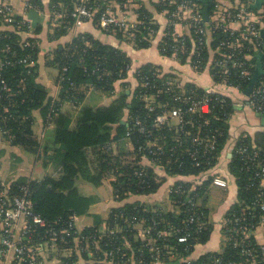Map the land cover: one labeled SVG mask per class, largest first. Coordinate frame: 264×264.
Segmentation results:
<instances>
[{
  "label": "trees",
  "instance_id": "trees-1",
  "mask_svg": "<svg viewBox=\"0 0 264 264\" xmlns=\"http://www.w3.org/2000/svg\"><path fill=\"white\" fill-rule=\"evenodd\" d=\"M129 1L132 2L128 3L125 12L129 14L136 11L138 18L145 21V28L141 26L136 34L139 30L148 33V28L153 25L148 20L147 10L143 6L132 7L142 0L114 2L124 5ZM156 1L169 10L177 4L170 0ZM190 1L199 7L202 16L206 7L207 19H204L203 25L211 36L204 46L197 48L196 43L190 64L201 72L207 63H211L212 84L216 89L219 88L214 93H206L195 82L181 84L176 73L163 71L160 65L152 62L134 67V58L120 44L103 42L85 31L46 53L45 65L56 70L54 82L60 86L59 98L53 99L34 80L35 62L40 51L37 41L40 37L20 35L21 31H25L24 26L20 30H0V131L11 145L23 149L24 161L18 174L31 175L39 160L44 165L53 163L59 166L57 176L45 175L40 179L21 176L7 186L1 185L0 180V191L4 192L0 200L9 204L14 196H20L27 190L32 212L43 218L49 226L56 230L66 229L69 234L63 238L55 237L30 222L29 233L24 241L29 246L40 247L42 244L43 247L46 242L49 245L53 242L58 252H68L59 256L61 264H150L159 246L163 261L183 264L184 259H193L196 244H206L217 231L207 216L206 206L210 197L209 184L214 175L226 177L224 174H230L237 185L238 202L229 206L227 212L230 215L243 211L242 202L249 201L256 192L252 170L243 168L242 158L234 151L241 144L251 146L255 143L258 147H264V130L255 126L243 132L241 124L234 122V118L242 112L235 107L234 98L241 94L234 92L232 96L220 89L224 86L222 84H233L239 85L241 92L247 88L250 80L241 77L237 68L224 74L217 70L219 68L211 66L219 58L216 51L218 42L234 37L221 31L225 25L217 27L219 21L214 18L217 0ZM29 4L28 10L43 8V0H29ZM49 5L51 9L69 14L73 0H49ZM242 5H247L253 12L255 17L252 20L256 25L264 27V4L260 9H254L248 0H239L229 10L235 14ZM111 10H114V6ZM96 18L95 13L91 19L95 24ZM72 23L68 15L54 19L47 39L53 41L64 37ZM34 30L40 36L42 22ZM103 32L113 35L118 43H123L124 31L103 29ZM191 36L197 38L194 33ZM184 40L182 44L189 51L193 39L186 37ZM171 42L167 37L158 42L160 52L169 54ZM241 42L253 55L252 42L249 39H242ZM132 46L137 50L146 49L152 46V42L136 41ZM163 48L168 52H164ZM187 56L184 54L177 60L185 63ZM25 57L33 61V65L27 66L22 61ZM262 64L264 67V57ZM251 71L254 74L253 66ZM130 74L136 81L133 87L128 80ZM144 78L150 84L155 83V87L140 86ZM166 80L175 82L168 87ZM117 84H120V91L115 92ZM90 88L112 97L106 104L96 107L83 105ZM179 92L182 97L188 96L190 92L198 98L208 96V111L192 115L195 124H184L178 131L173 126L154 127L153 118L158 111L176 106L186 108L189 105V102L177 98ZM139 93L153 95L154 111L150 112L145 102L136 96ZM65 101L76 108L65 107ZM35 110L39 112L43 125L52 128L50 137L41 139L34 132L32 112ZM189 117L187 114L186 118ZM139 126H143L144 130H139ZM202 138L211 140L213 149L206 146L209 141L198 143L194 140ZM153 140L159 148L147 146ZM124 142H128L129 149H122L120 144ZM228 151H232V156L225 158ZM223 158L227 161L221 164ZM168 176L173 179L166 178ZM110 177V211L107 218L97 219L89 212L94 203L93 198L82 195L76 181L81 178L99 187ZM194 180L199 182L193 186ZM168 185L169 189L171 187L168 198L172 208L165 210L159 204L146 202V197L151 199L157 196ZM189 199L198 201L197 208L188 202ZM202 212L204 217L199 220L205 222L197 229V219L192 221L190 217ZM71 216L76 217L74 225L69 224ZM90 216L93 220H90ZM79 220L82 222H79L81 227L77 226ZM83 220H89V223ZM139 225L150 229L149 236L139 231ZM169 229H176L179 234L190 233L188 241L178 242L176 236L158 235L160 231ZM221 231L225 235L226 227L221 228ZM76 236L82 239H75ZM116 247L131 260H123L120 253L109 256L108 253ZM171 253L175 258H171ZM211 256L232 264L247 258L240 255V248L225 241L219 251L205 252L195 261H206Z\"/></svg>",
  "mask_w": 264,
  "mask_h": 264
},
{
  "label": "built area",
  "instance_id": "built-area-1",
  "mask_svg": "<svg viewBox=\"0 0 264 264\" xmlns=\"http://www.w3.org/2000/svg\"><path fill=\"white\" fill-rule=\"evenodd\" d=\"M20 0H0V28L3 26H13L14 28L20 30L22 26L27 30L30 27V21L21 17H18L14 12V3ZM115 0H73V7L69 14L65 12H59L57 9H51L54 19L65 18L66 15L70 16L72 19V25H76L79 21L84 19H93L94 14H97V23L100 29L104 30H121L125 32L124 42H127L132 45L136 41H153V37L156 34V28L149 26L148 33L144 34L139 30L138 35L136 31L142 26L145 28V21L138 18V13L133 11L132 17L129 16L125 10L128 3L117 4V9L114 7V10H111V7L114 5ZM165 1V0H158ZM175 1L177 4L175 8L166 9L167 10V20L166 23H163L162 32L163 37L160 40L161 42L167 37L171 39V44L169 49V54L164 53V55L174 57L179 59L184 54L188 55L187 59L190 60L191 56L195 54V48L199 46H204L205 42L208 43L210 40V32L206 33L204 28V18L199 10V7L190 0H170ZM24 3V7L27 8L29 0H21ZM162 5V3H159ZM134 6V5H133ZM119 8V10H118ZM28 9V8H27ZM180 12L186 21L190 25L191 33L197 35V38H193L192 47L189 51L182 40L186 36L182 33H176L174 31L175 18L177 13ZM248 13L246 12L245 5L241 6L237 13H232L229 8H226L219 4L215 3V14L214 18L219 21L217 27L224 26L222 32L226 35L228 33L234 38L221 39L218 42L216 51L218 52L219 58L212 62V67L219 68V72L228 74L230 69L237 68L239 69V75L247 79H251L253 74L251 71V66L253 63L250 59L251 54L248 53V48L243 46L241 42L242 39H249L252 42L253 49L262 51L264 46V41L262 40L259 32L260 28L256 23L250 21V18L247 17ZM236 18V19H235ZM239 18H244L246 25L238 31H229L227 24L234 22ZM66 27V25H64ZM4 29V28H3ZM0 29V30H3ZM182 38V40L180 39ZM185 42V40H184ZM197 43V46L195 47ZM250 50V49H249ZM164 52L166 48H163ZM264 57V56H263ZM27 66L33 65V61H30L28 57H25L22 60ZM209 63V71L210 70ZM191 65V64H190ZM2 66V65H1ZM0 66V67H1ZM191 67L196 70L192 65ZM66 67L64 68V70ZM263 73L257 78L254 83L250 93L248 95L244 94V90L240 92L239 85H226L225 89L233 96L234 92L240 93L236 99L234 98V105L237 109L243 110L248 108L249 110L257 113L264 114V67L262 64ZM197 71V70H196ZM211 75V74H210ZM212 77V75H211ZM213 80V79H212ZM3 82V81H2ZM175 81L166 80L165 84L170 87ZM138 84V83H137ZM183 84V83H181ZM150 86L155 87V83L150 84L149 80L145 78L140 82V86ZM206 93H214L218 89L212 84L206 87L201 86ZM180 94V95H179ZM141 98L151 112L154 111V98L153 95H144L139 93L136 95ZM178 99L181 101L189 102V105L186 108L182 106H176L173 108H164L161 111H158L154 118L152 125L154 127H160L163 125L173 126L175 130L178 131L184 124L193 126L195 123L192 122V115L200 113L202 111H208L209 109V98L208 96H202L200 98L193 95L190 92L188 96H183L179 92ZM189 114V118H186V115ZM139 130L143 131L144 127L139 126ZM193 139V137H192ZM198 143L206 142V146L209 149H213V142L209 139H194ZM149 147L159 148L158 143L153 140L149 141ZM210 151V150H209ZM233 151V150H232ZM232 151H228L227 154L229 158L232 156ZM235 153L239 154L242 158L243 168L253 172V177L255 178V193L252 198L243 203V211L240 213H232L230 215L226 212L225 216L221 221V228L226 227V234L222 235V244L226 242H231L234 247L240 248V255L242 257H247L245 261H240L235 264H264V236L263 240L258 241L254 237V231L259 228H263L264 235V147H258L255 143L250 145H239L236 147ZM199 181L194 180L193 186L198 184ZM228 180L224 178L221 174H216L213 176L209 187H217L220 189L228 188ZM171 190V187L169 191ZM3 190L0 191V195L3 194ZM211 197V196H210ZM188 202L197 208L199 205L196 199H189ZM238 202V198H237ZM228 213V214H227ZM208 216V215H207ZM203 212L192 215L190 219L195 222L197 229H200L204 222L199 220L203 218ZM76 221L75 216L70 217L69 224H73ZM31 223L34 225L44 228L47 234L52 236H60L61 238L64 235L68 234V230L60 229L56 230L54 227L49 226V224L40 216L32 212V204L27 196V190L20 196H14L9 204H6L4 200H0V247L1 253L3 254L5 260L9 264H44L40 259L41 250L44 246H29L25 243V239L29 233V227ZM19 229V233L17 230ZM139 231L146 236L151 233L150 229H146V226L139 225ZM69 235V234H68ZM159 236L167 235L176 236L178 242H187L190 236V233H181L176 229H169L168 231H160ZM82 239V237L76 236L75 239ZM48 243V242H46ZM252 244L254 246H252ZM52 245L54 243L52 242ZM49 245V246H52ZM99 248V246H97ZM156 254L152 257L150 264H171L170 262H165L161 259L160 256V247H156ZM115 253H120V257L123 260H131L126 253L122 252L119 247L112 249L108 255L113 257ZM171 258H175L174 254H170ZM61 264V262H60ZM183 264H232L226 263L219 257H207L206 261H199L196 263L195 259L186 258L183 260Z\"/></svg>",
  "mask_w": 264,
  "mask_h": 264
},
{
  "label": "crops",
  "instance_id": "crops-1",
  "mask_svg": "<svg viewBox=\"0 0 264 264\" xmlns=\"http://www.w3.org/2000/svg\"><path fill=\"white\" fill-rule=\"evenodd\" d=\"M219 4L226 8L232 7L234 4L238 3L239 0H217ZM254 0H248V3H253ZM264 4V2H263ZM262 4V6H263ZM134 5V4H133ZM14 12L18 17L27 19L30 21V27H28L27 30L21 31L20 35L23 37H26V35H29L31 37H40V40H38V44L40 46V51L36 60V67L34 68V80L36 83L42 85L47 93L53 98L57 99L59 98V84H56L54 82V77L56 70L52 67H48L45 65L46 62V53H48L53 47L59 45V44H65L69 42L74 36H76L79 32H90L95 37L99 38L103 42H107L110 44L118 45L120 46L134 58V67L143 64L145 62H152L154 64L160 65V67L163 69V71H172L177 74V76L180 78L181 83L185 82H195L199 86H209L212 85V77L210 75L209 71V63H207L204 70L201 72L194 70L190 65V60L188 59L185 63L179 62L176 58L170 57L167 55H164L160 52L158 48V42L163 37L162 27L163 23H166L167 20V10L162 6L161 4H158L156 0H142L139 2H136V4L132 7H139L143 6L145 10H147V17L149 22L155 27L157 30L156 34L153 37L152 46L146 49H134V47L127 43H118V40L113 36L106 34L103 32L102 29L99 28V26L93 22L91 19H84L79 21L76 25H72L69 32L62 38H59L57 40L50 41L47 39L48 31L50 30L51 25L54 23V16L51 12V5H49V0H43V8L40 10L32 9L28 10L24 7V3L20 1H17L14 3ZM117 9V4L114 3L113 5ZM243 6V5H242ZM261 6V7H262ZM251 7V6H250ZM260 7V8H261ZM246 12L248 13V18H250V21L256 23L252 20V17L255 15L251 10L247 8V5H245ZM252 8V7H251ZM119 10V8H118ZM129 16L132 17V14L129 13ZM42 22L43 24V30L40 33V36L36 35L35 33V27L37 24H40ZM246 25V21L244 18H239L238 20L234 22L228 23L226 26L229 31H238L241 28H243ZM258 25V24H257ZM6 29L10 28L11 30H14L13 26H3L0 29ZM190 25L186 21L185 17L180 14V12L177 13L175 18V26L174 31L176 33H182L186 37L191 38V30ZM264 29V27L260 26V31ZM262 40L264 41V36L261 35L259 32ZM211 38V36H210ZM261 51L254 50L253 55L250 56V59L253 63L254 67V73L256 71V64H257V56ZM264 56V54H263ZM262 59L261 58V68H262ZM254 75V74H253ZM128 80L131 82V87L135 86L136 81L133 78V75L130 74L128 77ZM220 89L225 90V86H221ZM120 91V84L116 85V91ZM88 93H86L87 95ZM86 97V96H85ZM84 97V98H85ZM64 106L67 108L75 109L73 104L65 101ZM106 104V103H105ZM96 107V106H93ZM250 119L252 120L251 124H254L255 126L260 127V129L264 130V123L261 122V117L257 115V113L250 110ZM32 119H33V130L36 134L39 135V137L42 138H48L51 135L52 128L48 126H44L42 123L41 116L37 110L32 112ZM243 128V132L248 130L247 128ZM122 146V149H129L130 145L128 142H124L123 144H120ZM229 158V155L226 154L225 158ZM23 149L19 146L11 145L9 141L3 136L2 132L0 131V180L1 185L7 186L10 184L13 180L19 178V177H26V178H36L40 179L45 175H51V176H57L59 171V166L49 163L47 165L43 164V161L39 160L33 167V171L31 175H20L18 172L21 169V165H23ZM221 164H224L225 160L224 158L220 160ZM226 163V162H225ZM220 164V165H221ZM226 165V164H225ZM223 167V166H222ZM227 180H228V188L222 189L220 191L219 196H212L209 197V199L206 202V206L208 207V217L210 221L213 224L214 230H217L214 234L211 235L209 241L206 244H196L194 251V256H192L193 259L198 258L199 255L208 252V251H219L222 246V231H221V221L222 218L225 216L226 212L229 209V206L237 201V185L233 181L230 174L227 175L224 174ZM168 179L170 176L166 177ZM112 177L107 178L104 180L103 184L99 187H94L91 184L85 182L81 178L77 179L78 183L76 184L78 191L84 195L92 197L94 200V203L90 206L89 212L91 215L97 219H105L107 218L110 206H109V200L111 199V183L110 180ZM169 193V185L166 186L164 192L158 193L157 196L149 199L146 197V202L149 203H155L159 204L161 207L164 208V205L160 203V201L163 199V194ZM236 199V200H235ZM170 202V200H169ZM170 208H172L171 202ZM165 209V208H164ZM92 216H90V220H93ZM85 223H89V220H83ZM81 220L77 221V226L81 227L80 223ZM213 230V231H214ZM19 229L17 230V232ZM19 233V232H18ZM263 228L256 229L254 231V237L261 241L263 240ZM40 256L42 258V261L44 264H60L59 258H55L53 256V253H51L50 250H47L44 246V248L41 250ZM84 263V261H81ZM0 264H9L3 254L1 253V247H0Z\"/></svg>",
  "mask_w": 264,
  "mask_h": 264
},
{
  "label": "rangeland",
  "instance_id": "rangeland-1",
  "mask_svg": "<svg viewBox=\"0 0 264 264\" xmlns=\"http://www.w3.org/2000/svg\"><path fill=\"white\" fill-rule=\"evenodd\" d=\"M87 93L88 94L86 95V97L83 99V102H82L83 105H87V106L103 105V104H105L108 101L109 97H112V96H109L107 93H105L103 91L93 90L91 88H90V90ZM248 113H250V110L248 108H244L242 110V112H241V115H239V117L234 118V122L235 123L239 122L241 124V127H245V128L251 127L252 128L254 126V124H251L252 120L250 119V114H248ZM77 183H78V181H76V184ZM221 190L222 189L217 188V187H210L209 193L212 196H219ZM162 191L163 190H161L159 193L162 194ZM163 196L164 197L160 201V203H162L164 205L165 210H167L170 207L169 198L167 196V193H164ZM45 248L47 250H50L51 253H53V256L55 258H59V256L61 254L62 255L68 254L67 251L66 252H58L56 246L55 245L49 246V243L45 244Z\"/></svg>",
  "mask_w": 264,
  "mask_h": 264
},
{
  "label": "water",
  "instance_id": "water-1",
  "mask_svg": "<svg viewBox=\"0 0 264 264\" xmlns=\"http://www.w3.org/2000/svg\"><path fill=\"white\" fill-rule=\"evenodd\" d=\"M203 2H206V0H202ZM264 0H254L253 3L250 4V6L254 9H260V7L262 6ZM203 16H204V19H207L206 17V7H204L203 11ZM261 35L264 36V29H262L260 31ZM263 54H264V46H263V49L262 51L258 54L257 56V64H256V71L254 73V75L252 76V78L250 79L249 81V84L247 86V88L244 90V94L245 95H248L254 85V83L256 82L257 78L263 73V70L261 68V58L263 57ZM127 93H129V91L127 90L126 91ZM261 117V122L264 123V114H257Z\"/></svg>",
  "mask_w": 264,
  "mask_h": 264
}]
</instances>
